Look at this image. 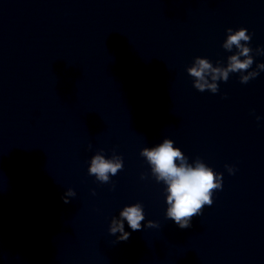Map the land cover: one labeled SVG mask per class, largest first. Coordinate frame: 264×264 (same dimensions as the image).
Instances as JSON below:
<instances>
[{
	"label": "water",
	"instance_id": "1",
	"mask_svg": "<svg viewBox=\"0 0 264 264\" xmlns=\"http://www.w3.org/2000/svg\"><path fill=\"white\" fill-rule=\"evenodd\" d=\"M241 26L251 65L201 90L189 67H227ZM261 65L264 0H0V264H264ZM166 137L222 173L183 227L143 154Z\"/></svg>",
	"mask_w": 264,
	"mask_h": 264
},
{
	"label": "clouds",
	"instance_id": "2",
	"mask_svg": "<svg viewBox=\"0 0 264 264\" xmlns=\"http://www.w3.org/2000/svg\"><path fill=\"white\" fill-rule=\"evenodd\" d=\"M248 39L250 36L244 26L236 30L229 29L224 46L230 49L235 44L240 51L229 57L227 67L213 66L207 58L197 57L188 69L197 77L195 85L201 90L208 87L215 91L217 79H227L229 71L248 68L252 63V57L248 55L250 48L241 42ZM241 55L244 56L243 59ZM209 75L212 80L208 79ZM243 79L246 81L248 76L245 75ZM143 154L157 178L165 181L167 215L181 227L188 225L192 214L198 212L205 203L212 202L213 189L222 187V173L217 172L203 160L198 159L195 163H189L181 148L176 146L171 138L166 137L151 147H145ZM120 167L122 161L119 158H107L99 152L91 157L89 164L90 172L95 173L101 180L109 179V172L115 173ZM228 168L230 172L234 171L231 165H228ZM120 217L126 218L133 229L141 227L142 205L139 203L125 205L121 208L119 217H114L110 224V231H119L120 238H126L129 232L124 228V220Z\"/></svg>",
	"mask_w": 264,
	"mask_h": 264
}]
</instances>
